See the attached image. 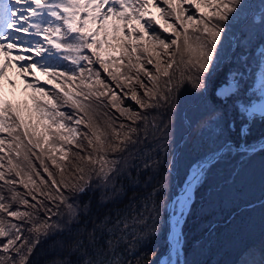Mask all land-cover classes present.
I'll return each mask as SVG.
<instances>
[{
	"label": "snow or ice",
	"instance_id": "6c2138e0",
	"mask_svg": "<svg viewBox=\"0 0 264 264\" xmlns=\"http://www.w3.org/2000/svg\"><path fill=\"white\" fill-rule=\"evenodd\" d=\"M0 13L12 30L0 32V80L15 86L6 74L15 67L31 90L26 100L13 103L0 85V264H33L41 243L74 232L79 234L68 255L48 264H188L181 259L183 225L193 193L220 151L193 161L180 197L165 205L173 211L165 240L170 259H158L155 248L139 255L137 250L162 230L157 197L174 157L143 200L133 193L119 204L126 195L121 181L138 185L147 173L145 187L152 183L161 154L167 155L168 126L161 128L144 112L174 110L175 89L185 80L207 94L225 42L245 48L252 43L246 23L259 29L252 50L258 57V102L241 97L242 77L232 70L213 95L236 96L241 119L239 143L221 147L242 155L256 150L248 136L254 118L264 122V0L257 11L248 0H0ZM37 72L48 79L42 82ZM128 100L141 111L125 107ZM228 127L235 129V121ZM157 131L162 136L153 146L148 139ZM257 142L264 151V136ZM96 193L98 210L87 230L82 216L91 212L89 194ZM85 195L89 201L81 207ZM107 204L114 207L100 213Z\"/></svg>",
	"mask_w": 264,
	"mask_h": 264
},
{
	"label": "trees",
	"instance_id": "16d2710c",
	"mask_svg": "<svg viewBox=\"0 0 264 264\" xmlns=\"http://www.w3.org/2000/svg\"><path fill=\"white\" fill-rule=\"evenodd\" d=\"M248 2L252 11H257L262 0H248ZM244 27L252 37V43L245 48L230 46L229 41L225 42L220 54L218 64L220 66L209 79L210 88L207 94L202 96L190 82L185 80L175 89L174 98L177 107L174 110L166 112L164 107H159L144 112L149 121L155 118L161 121V128L168 126L167 136L164 137L167 155L161 154L162 163L159 173L147 187L144 185L147 173L139 177L138 185L130 183L126 177L122 178L126 195L119 204H126L129 198L133 197V193H136L137 200H143L144 194L164 178V169L168 167L169 158L174 157L175 166L160 196L157 197V202L160 204L158 219L161 220L162 230L158 234V239H145L141 242L137 255L152 251L154 248L161 255L166 250L168 207L165 205H168L172 195L179 190L188 166L210 150H219L225 142L239 143L237 133L241 127V119L233 106V101L237 97L220 100L213 95V92L224 80L225 73L232 70L242 77L241 97L247 99L254 97L249 89L258 71V57L252 50L259 43V29L258 26H249L247 23ZM234 31L238 32L239 29ZM176 79H179L178 75ZM175 84L176 81L174 88ZM26 99L27 96L8 100L16 103ZM124 106H132L134 111H141L139 106L134 105L130 100ZM221 114L222 118L217 124L210 123ZM116 115L118 116L119 113ZM195 121L201 123L195 124ZM230 121H235V129H229ZM161 136V132H154L149 136L148 143L154 146L160 142ZM261 136H264V122L256 117L250 125L248 136V141L256 147V150L242 155L235 148L229 151L224 147L219 158L194 191L190 210L183 225L184 246L181 259L186 260L188 264H261L264 261V151H260L257 147L258 138ZM70 170L71 165H69ZM135 175L133 172V176ZM19 190L24 191L23 188ZM65 194L67 195L68 192L65 191ZM89 195H91V212L87 216H82V221L87 220V230L91 229L92 221L96 217L99 193ZM89 195L81 197V207L84 202L89 201ZM28 199L31 200L30 197ZM112 207L114 205L107 204L100 207L99 212H106ZM78 234L74 232L71 237L67 234L54 236L41 243L32 257L33 264H48L50 260L65 258L72 239ZM60 240L63 241L62 246L56 243ZM71 258L75 259V256Z\"/></svg>",
	"mask_w": 264,
	"mask_h": 264
},
{
	"label": "rangeland",
	"instance_id": "374dc122",
	"mask_svg": "<svg viewBox=\"0 0 264 264\" xmlns=\"http://www.w3.org/2000/svg\"><path fill=\"white\" fill-rule=\"evenodd\" d=\"M16 7H22V6L17 5ZM153 12H155V9H153ZM0 14L3 15V13H0ZM9 15H10V12H9ZM8 31L11 32L12 30L8 29ZM0 59H2V57H0ZM6 74L13 81H15V86L8 84L6 80H0V85H2V89H3L2 90L3 97L5 99H20L22 97H26L27 93L30 92L31 90L24 88V81L18 75L16 68L15 67L7 68ZM37 76L40 77V80L42 82L44 80L48 79L47 77H44L43 75H41L39 72H37ZM249 92H252V94L254 96V97L250 98L249 100H258L259 93L256 91V76H255V80H254L252 86L249 89ZM258 147H259V145H258ZM180 188H181V186H180ZM176 199L177 198H175L173 201H176ZM171 210H172V208L170 207V213H171ZM170 258H172V257H170L168 254L165 259H170Z\"/></svg>",
	"mask_w": 264,
	"mask_h": 264
},
{
	"label": "water",
	"instance_id": "95a60500",
	"mask_svg": "<svg viewBox=\"0 0 264 264\" xmlns=\"http://www.w3.org/2000/svg\"><path fill=\"white\" fill-rule=\"evenodd\" d=\"M220 66V65H219ZM218 66V67H219ZM215 89H216V87H215ZM214 89V90H215ZM256 102H258V100H255ZM228 143H231V142H229L228 141ZM224 147H220V149H219V151L221 152V150L223 149ZM186 178V177H185ZM182 188H183V183H182V186H181V188L178 190V192H176L175 194H178V193H180L181 192V190H182ZM175 194L170 198V200H169V202H168V205H170L171 204V202H172V200H173V198H174V196H175ZM191 203V202H190ZM169 207H168V209H167V224H168V229H167V231H166V235H165V239H166V237H167V234H168V232L170 231V219H169ZM168 254V250H167V247H166V250L159 256V258L158 259H163L166 255Z\"/></svg>",
	"mask_w": 264,
	"mask_h": 264
},
{
	"label": "bare ground",
	"instance_id": "6f19581e",
	"mask_svg": "<svg viewBox=\"0 0 264 264\" xmlns=\"http://www.w3.org/2000/svg\"><path fill=\"white\" fill-rule=\"evenodd\" d=\"M4 24H5V20H0V30H2V31H4V32H5V31L9 32L8 29H5V30H4ZM177 192H178V191H177ZM175 193H176V192H175ZM175 193H174V194H175ZM174 194H173V195H174ZM180 195H181V192L178 193V194H175L173 200H174L175 198H177L176 200H178V198L180 197ZM173 200H172L171 204L174 202ZM171 204H170V205H171ZM169 213H170V207H169ZM172 215H173V211L171 210V213L169 214V216H170L169 219H170V220H171ZM168 254H169V253H168ZM168 254H167V255H168ZM167 255H166L163 259H165V258L167 257Z\"/></svg>",
	"mask_w": 264,
	"mask_h": 264
}]
</instances>
